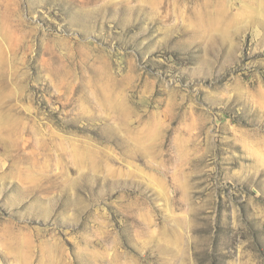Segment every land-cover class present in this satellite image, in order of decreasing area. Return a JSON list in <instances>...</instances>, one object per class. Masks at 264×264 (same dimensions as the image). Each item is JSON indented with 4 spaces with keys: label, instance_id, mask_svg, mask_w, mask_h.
<instances>
[{
    "label": "rangeland",
    "instance_id": "1",
    "mask_svg": "<svg viewBox=\"0 0 264 264\" xmlns=\"http://www.w3.org/2000/svg\"><path fill=\"white\" fill-rule=\"evenodd\" d=\"M0 264H264V0H0Z\"/></svg>",
    "mask_w": 264,
    "mask_h": 264
},
{
    "label": "bare ground",
    "instance_id": "2",
    "mask_svg": "<svg viewBox=\"0 0 264 264\" xmlns=\"http://www.w3.org/2000/svg\"><path fill=\"white\" fill-rule=\"evenodd\" d=\"M196 37L200 38V35H199V33H198V35H196Z\"/></svg>",
    "mask_w": 264,
    "mask_h": 264
}]
</instances>
